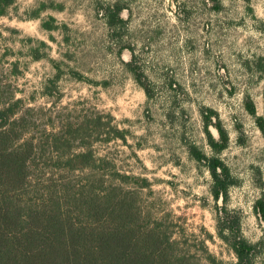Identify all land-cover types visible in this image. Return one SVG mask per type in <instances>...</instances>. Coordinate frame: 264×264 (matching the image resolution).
<instances>
[{
    "label": "rangeland",
    "instance_id": "rangeland-1",
    "mask_svg": "<svg viewBox=\"0 0 264 264\" xmlns=\"http://www.w3.org/2000/svg\"><path fill=\"white\" fill-rule=\"evenodd\" d=\"M115 4L126 20L118 28L105 16ZM52 58L64 71L58 98L56 89L55 97L42 93L56 73ZM132 59L150 95L127 66ZM15 63L20 72L5 79L54 121L97 110L114 116L127 139L99 143L97 152L149 178L147 211L169 220L203 264H212L208 253L236 261L217 232L219 204L240 216L244 236L259 244L256 264H264V221L255 210L264 198V136L245 107L249 95L264 116V0H17L0 15V70ZM204 107L218 112L230 138L220 156L238 183L225 200L212 196L209 170L188 151L195 143L212 153Z\"/></svg>",
    "mask_w": 264,
    "mask_h": 264
},
{
    "label": "trees",
    "instance_id": "trees-1",
    "mask_svg": "<svg viewBox=\"0 0 264 264\" xmlns=\"http://www.w3.org/2000/svg\"><path fill=\"white\" fill-rule=\"evenodd\" d=\"M16 1L0 0V15ZM122 8H107L110 27L126 23ZM46 25L53 27L51 22ZM34 57L43 55L37 52ZM51 61L56 73L46 80L42 93L55 97L56 89L58 98L56 82L64 71L60 62ZM134 63L132 59L126 64L150 95ZM19 72L16 63L10 71L0 70V264H203L183 246L169 220L147 211L142 193L151 188L149 178L126 173L111 155L97 152L99 143L127 139V130L114 123V116L97 110L56 122L46 106H32L17 96L18 86L5 76ZM70 73L83 77L75 69ZM245 107L264 136V116L249 95ZM201 114L212 153L195 143L188 151L209 170L212 196L225 200L238 183L220 156L229 134L215 109L204 107ZM255 210L264 221V198L256 201ZM217 232L236 261L226 263L208 253L210 263L256 264L259 244L244 236L240 216L221 204Z\"/></svg>",
    "mask_w": 264,
    "mask_h": 264
}]
</instances>
